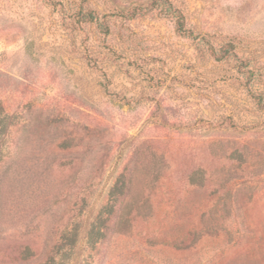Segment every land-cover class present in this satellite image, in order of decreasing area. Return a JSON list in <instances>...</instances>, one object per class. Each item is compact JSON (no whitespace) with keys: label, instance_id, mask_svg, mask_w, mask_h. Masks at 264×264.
<instances>
[{"label":"rangeland","instance_id":"1","mask_svg":"<svg viewBox=\"0 0 264 264\" xmlns=\"http://www.w3.org/2000/svg\"><path fill=\"white\" fill-rule=\"evenodd\" d=\"M155 1L0 0V264H264V0Z\"/></svg>","mask_w":264,"mask_h":264},{"label":"trees","instance_id":"2","mask_svg":"<svg viewBox=\"0 0 264 264\" xmlns=\"http://www.w3.org/2000/svg\"><path fill=\"white\" fill-rule=\"evenodd\" d=\"M155 5L159 7L164 14L169 16L174 22V30L175 32L182 37L191 38V39H199L200 42L204 44L206 47V51L208 54L216 61V62H224L229 59H237L235 55V45L228 41L223 43L222 45L215 47L210 44L209 41H205L204 37H200L198 34L194 35L191 30L185 27L184 17L182 14L174 9L167 0H156L155 2L151 3V6ZM148 8H133L127 11L123 17L127 19H132L136 15L143 14L146 12ZM81 15L82 21L95 23L101 28L106 29L105 22L100 21L97 14L93 11H85L84 13L79 12ZM239 68H241V73L245 76L246 84L248 85V91L251 93V97L255 106L259 109H264V90L255 89L254 81H257L256 78L257 74L251 71L248 68V62L240 61Z\"/></svg>","mask_w":264,"mask_h":264}]
</instances>
